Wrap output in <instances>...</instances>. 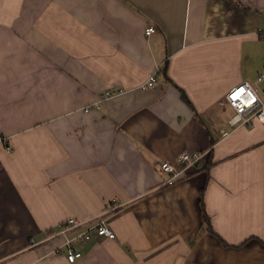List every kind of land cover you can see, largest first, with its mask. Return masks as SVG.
Listing matches in <instances>:
<instances>
[{
	"label": "crops",
	"instance_id": "crops-1",
	"mask_svg": "<svg viewBox=\"0 0 264 264\" xmlns=\"http://www.w3.org/2000/svg\"><path fill=\"white\" fill-rule=\"evenodd\" d=\"M259 28L264 0H0V264H264V123L224 103L264 90ZM185 151L212 164L166 184ZM69 217L115 236L70 262Z\"/></svg>",
	"mask_w": 264,
	"mask_h": 264
},
{
	"label": "built area",
	"instance_id": "built-area-1",
	"mask_svg": "<svg viewBox=\"0 0 264 264\" xmlns=\"http://www.w3.org/2000/svg\"><path fill=\"white\" fill-rule=\"evenodd\" d=\"M156 31L157 27L154 25H150L146 28L147 35H151ZM258 31L259 34L264 37V28H259ZM257 80L259 82L264 81V70L258 76ZM155 83L156 76L155 74H152L146 81L145 86L152 87ZM115 92L116 91H107L104 96L108 98L117 94ZM224 103L234 110V114L228 120V123L231 126L253 125L256 121L264 123V96H262L261 91L252 83L243 81L234 86L226 95ZM88 108L89 107H86L87 110ZM224 134H227V132H224ZM7 140L8 137L0 134V142L6 141L7 143ZM206 153L207 152L185 151L181 154L178 165L169 161H163L160 163V171L170 174V177L165 183L171 185L180 178L187 169L200 166ZM74 231L80 232L76 233L74 237L69 238L67 235ZM93 233L98 236L110 238L115 236L114 232L106 226L104 220H96L95 222L88 224L86 220L77 217H69L60 223L57 235H62L67 239L68 261L75 262L82 256V252L77 250L71 244L72 240L85 241L90 239Z\"/></svg>",
	"mask_w": 264,
	"mask_h": 264
},
{
	"label": "trees",
	"instance_id": "trees-1",
	"mask_svg": "<svg viewBox=\"0 0 264 264\" xmlns=\"http://www.w3.org/2000/svg\"><path fill=\"white\" fill-rule=\"evenodd\" d=\"M182 94L184 96V98L190 103V99L188 98L187 94L185 93V91L182 89ZM194 105H192L191 107L193 108V110H196L194 107ZM198 114V113H197ZM213 144L215 143V140L213 139ZM212 151H209L208 153H206L205 157L202 160V164L209 166L210 164H212ZM192 168H196V167H192ZM201 213L204 219V223H210V216L205 208V203H204V199L201 198ZM211 224V223H210ZM209 229L211 230L212 228L209 227ZM54 233V231H51V234Z\"/></svg>",
	"mask_w": 264,
	"mask_h": 264
},
{
	"label": "rangeland",
	"instance_id": "rangeland-1",
	"mask_svg": "<svg viewBox=\"0 0 264 264\" xmlns=\"http://www.w3.org/2000/svg\"><path fill=\"white\" fill-rule=\"evenodd\" d=\"M260 91H261L262 96H264V93H263L264 90H263V89H260ZM50 235H51V236H53V235H54V236H57V232H56V233H52V234H50Z\"/></svg>",
	"mask_w": 264,
	"mask_h": 264
}]
</instances>
